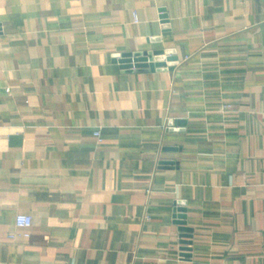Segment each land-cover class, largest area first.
Returning a JSON list of instances; mask_svg holds the SVG:
<instances>
[{"label":"crops","instance_id":"obj_1","mask_svg":"<svg viewBox=\"0 0 264 264\" xmlns=\"http://www.w3.org/2000/svg\"><path fill=\"white\" fill-rule=\"evenodd\" d=\"M262 235L264 0H0V264H264Z\"/></svg>","mask_w":264,"mask_h":264},{"label":"water","instance_id":"obj_2","mask_svg":"<svg viewBox=\"0 0 264 264\" xmlns=\"http://www.w3.org/2000/svg\"><path fill=\"white\" fill-rule=\"evenodd\" d=\"M165 54L163 51L155 52H143L134 54H123L119 58L118 62L122 65L124 69H136V70H155L163 69L168 67L169 64L165 61ZM168 61H172L173 58L168 57ZM172 68V65L169 66ZM180 223V222H179ZM182 231H188L187 228H182Z\"/></svg>","mask_w":264,"mask_h":264},{"label":"built area","instance_id":"obj_3","mask_svg":"<svg viewBox=\"0 0 264 264\" xmlns=\"http://www.w3.org/2000/svg\"><path fill=\"white\" fill-rule=\"evenodd\" d=\"M133 20L134 22H138V18L136 13H133ZM8 90V89H7ZM94 136L98 140L101 141L100 132L95 131ZM15 226L20 230V236L24 238H29L31 235V227H32V219L27 214H17L15 217ZM262 251H264V235H262Z\"/></svg>","mask_w":264,"mask_h":264}]
</instances>
